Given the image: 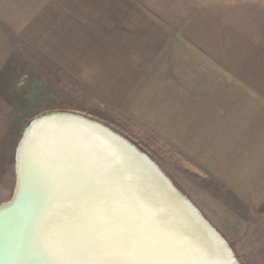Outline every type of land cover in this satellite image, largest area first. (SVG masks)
Instances as JSON below:
<instances>
[{"label": "crops", "instance_id": "obj_1", "mask_svg": "<svg viewBox=\"0 0 264 264\" xmlns=\"http://www.w3.org/2000/svg\"><path fill=\"white\" fill-rule=\"evenodd\" d=\"M0 25L68 72L76 58L130 57L133 72L170 65L180 129L193 138L185 150L209 154L202 166L264 208V0H0Z\"/></svg>", "mask_w": 264, "mask_h": 264}, {"label": "water", "instance_id": "obj_2", "mask_svg": "<svg viewBox=\"0 0 264 264\" xmlns=\"http://www.w3.org/2000/svg\"><path fill=\"white\" fill-rule=\"evenodd\" d=\"M0 205V264H238L220 233L127 139L71 113L38 117Z\"/></svg>", "mask_w": 264, "mask_h": 264}, {"label": "rangeland", "instance_id": "obj_3", "mask_svg": "<svg viewBox=\"0 0 264 264\" xmlns=\"http://www.w3.org/2000/svg\"><path fill=\"white\" fill-rule=\"evenodd\" d=\"M0 38L6 40L3 47L0 39V64L10 69L0 73V205L13 196L15 150L28 123L47 114H76L146 154L220 233L238 264H264V208L238 200L202 166V156L209 154L185 150L193 138L180 129L178 73L170 65L133 72L130 57L108 58L122 66L102 65L98 57L83 65V58H76L79 63L69 67L74 72H68L35 50L19 47L2 25Z\"/></svg>", "mask_w": 264, "mask_h": 264}]
</instances>
